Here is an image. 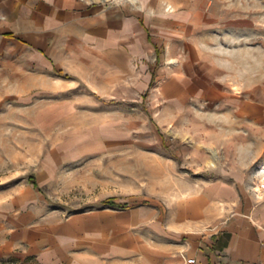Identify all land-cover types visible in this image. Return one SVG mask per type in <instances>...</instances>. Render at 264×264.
<instances>
[{
  "label": "rangeland",
  "instance_id": "1",
  "mask_svg": "<svg viewBox=\"0 0 264 264\" xmlns=\"http://www.w3.org/2000/svg\"><path fill=\"white\" fill-rule=\"evenodd\" d=\"M64 1L129 7L152 28L115 67L85 50L67 52L62 64L39 73L0 67V192L31 184L32 175L36 192L64 214L113 198L166 204L192 183L217 177L264 197V49L261 66L206 51L196 59L191 51L192 40L214 45L223 34L207 5L235 0ZM174 13L182 15L184 33L170 57L154 28ZM13 254L21 262L11 264H40Z\"/></svg>",
  "mask_w": 264,
  "mask_h": 264
},
{
  "label": "crops",
  "instance_id": "2",
  "mask_svg": "<svg viewBox=\"0 0 264 264\" xmlns=\"http://www.w3.org/2000/svg\"><path fill=\"white\" fill-rule=\"evenodd\" d=\"M217 9L221 17L212 13ZM206 11L224 30L214 45L202 36L192 40L196 59L206 51L233 54L239 65L248 57L262 65L261 0L213 1ZM181 17H162L154 28L170 57L183 38ZM140 19L135 10L114 4L0 0V67L39 73L62 64L67 52L83 50L106 66L126 64L147 38L145 27L152 28ZM110 202L64 214L49 207L32 183L0 192V258L18 252L40 264H187L188 257L195 264H264V197L234 180L192 183L166 204Z\"/></svg>",
  "mask_w": 264,
  "mask_h": 264
},
{
  "label": "trees",
  "instance_id": "3",
  "mask_svg": "<svg viewBox=\"0 0 264 264\" xmlns=\"http://www.w3.org/2000/svg\"><path fill=\"white\" fill-rule=\"evenodd\" d=\"M57 72H58L59 74L62 73V71L59 70V69H58ZM152 78H154V74L152 75ZM29 181L34 185V187H37V182H36L34 176L31 175V176L29 177ZM27 259H31V258L28 257ZM19 261H20V260H19L18 258L11 256V257H8L7 259H0V264H11V263L19 262ZM20 262H21V261H20Z\"/></svg>",
  "mask_w": 264,
  "mask_h": 264
},
{
  "label": "bare ground",
  "instance_id": "4",
  "mask_svg": "<svg viewBox=\"0 0 264 264\" xmlns=\"http://www.w3.org/2000/svg\"><path fill=\"white\" fill-rule=\"evenodd\" d=\"M102 1H120V0H102ZM121 1H128V2H132V3H136L138 0H121ZM169 9H170V7H168V10ZM209 164L210 165H215V161L212 159V160L209 161ZM255 190L259 194L262 192L260 187H255Z\"/></svg>",
  "mask_w": 264,
  "mask_h": 264
},
{
  "label": "built area",
  "instance_id": "5",
  "mask_svg": "<svg viewBox=\"0 0 264 264\" xmlns=\"http://www.w3.org/2000/svg\"><path fill=\"white\" fill-rule=\"evenodd\" d=\"M260 185H261V187L264 189V178L261 179V183H260ZM185 262H186L187 264H195L196 260H195L194 257H188V258H186Z\"/></svg>",
  "mask_w": 264,
  "mask_h": 264
}]
</instances>
